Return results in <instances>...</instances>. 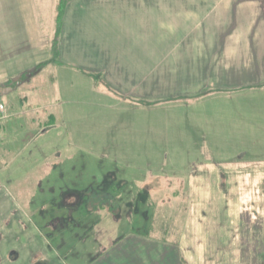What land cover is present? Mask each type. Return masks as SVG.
Instances as JSON below:
<instances>
[{
    "label": "rangeland",
    "instance_id": "rangeland-1",
    "mask_svg": "<svg viewBox=\"0 0 264 264\" xmlns=\"http://www.w3.org/2000/svg\"><path fill=\"white\" fill-rule=\"evenodd\" d=\"M53 2L0 0V84L22 77L0 101L19 108L27 95L25 106H50L79 150L67 174L76 181H63L61 166L51 182L25 190L35 201L1 226L5 264H264V91L173 92L144 106L85 77L69 92L72 73L44 65L56 53ZM53 76V92L33 91ZM15 118L25 144V117ZM20 161L22 183L47 175L35 158ZM150 170L162 175L144 188L122 179ZM13 248L19 263L6 257Z\"/></svg>",
    "mask_w": 264,
    "mask_h": 264
},
{
    "label": "crops",
    "instance_id": "crops-1",
    "mask_svg": "<svg viewBox=\"0 0 264 264\" xmlns=\"http://www.w3.org/2000/svg\"><path fill=\"white\" fill-rule=\"evenodd\" d=\"M54 3L58 37L51 49L56 48V53L44 65L46 71L56 65L63 74L72 73L66 87L69 92H77L78 79L85 77L111 97L130 98L141 105L173 92L195 98L264 91V0H67L60 26L61 1ZM5 13L4 8L1 22ZM55 81L53 76L47 83L50 86L33 91L53 92ZM26 98L19 108L5 103V111L0 112V230L7 220L24 213L22 206L35 201L36 195H26L25 190L37 188L49 177L51 182L59 167L63 181H76L67 177L80 155L69 132L48 104L25 106ZM15 116L25 117V144L17 140L22 135ZM32 132L35 135L30 138ZM55 135L59 142L54 143ZM27 157L35 158L31 165L47 174L44 178L32 174L35 183L21 182L20 158ZM79 169L85 172V167ZM117 171L115 177L121 178ZM102 173L94 172L95 183L101 182ZM161 175L150 170L143 178L125 175L122 179L144 188L150 178ZM4 231L0 233L5 236ZM4 251L0 248V264H5ZM6 257L19 263L20 251L13 248Z\"/></svg>",
    "mask_w": 264,
    "mask_h": 264
},
{
    "label": "water",
    "instance_id": "water-1",
    "mask_svg": "<svg viewBox=\"0 0 264 264\" xmlns=\"http://www.w3.org/2000/svg\"><path fill=\"white\" fill-rule=\"evenodd\" d=\"M29 73H30V72H28L27 74H29ZM26 76H30V74H29V75H26ZM20 78H22L21 75L19 76V79H20ZM26 78H27V77H26ZM19 79H18V77L15 78V79L13 80V83L17 84V83L19 82V81H18ZM16 86H17V85H16ZM16 86L12 87V86L0 85V96L6 94L7 92H10V91L16 89V88H17Z\"/></svg>",
    "mask_w": 264,
    "mask_h": 264
},
{
    "label": "trees",
    "instance_id": "trees-1",
    "mask_svg": "<svg viewBox=\"0 0 264 264\" xmlns=\"http://www.w3.org/2000/svg\"><path fill=\"white\" fill-rule=\"evenodd\" d=\"M64 6H65V4L63 2H61L60 6H59V16H58V25L59 26L61 25V19H62V14H63Z\"/></svg>",
    "mask_w": 264,
    "mask_h": 264
},
{
    "label": "built area",
    "instance_id": "built-area-1",
    "mask_svg": "<svg viewBox=\"0 0 264 264\" xmlns=\"http://www.w3.org/2000/svg\"><path fill=\"white\" fill-rule=\"evenodd\" d=\"M3 109H4V108H3V106L1 105V106H0V110L2 111Z\"/></svg>",
    "mask_w": 264,
    "mask_h": 264
}]
</instances>
